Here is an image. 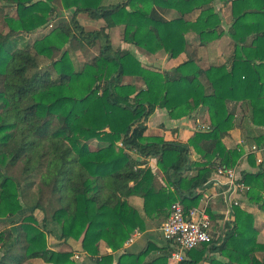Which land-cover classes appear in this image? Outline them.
I'll list each match as a JSON object with an SVG mask.
<instances>
[{
	"label": "trees",
	"instance_id": "1",
	"mask_svg": "<svg viewBox=\"0 0 264 264\" xmlns=\"http://www.w3.org/2000/svg\"><path fill=\"white\" fill-rule=\"evenodd\" d=\"M103 1L59 0L68 18L30 41L49 24L56 0H0V220L15 225L0 233V264H166L173 249L164 240L165 246L148 242L137 254L124 245L135 231L145 232L149 221H165L174 203L185 213L198 208L214 169L236 167L242 151L223 144L233 128L229 103L245 104L252 124L264 127V0H220L231 8L234 49L228 64L202 68L188 54L185 62L161 71L114 47L110 32L121 26L124 44L176 59L187 53L188 33L199 47L224 35L214 0ZM169 11L175 16L168 19ZM81 14L103 26L85 29ZM68 48L82 51L83 61L77 64ZM126 77L142 87L125 84ZM202 108L208 129L194 131L186 142L145 136L156 109L171 120H190ZM91 140L102 146L91 148ZM263 141L251 142L260 147ZM191 153L200 161L192 162ZM263 180L261 169L241 178L250 186L245 197L264 213L255 188ZM132 198L141 201L142 214ZM35 212L43 215L42 225ZM254 219L234 207L224 238L212 237L177 264H264ZM47 231L59 247H49ZM76 242L84 254L78 263L71 259ZM102 244L111 253H102ZM155 252L162 255L150 260Z\"/></svg>",
	"mask_w": 264,
	"mask_h": 264
},
{
	"label": "crops",
	"instance_id": "2",
	"mask_svg": "<svg viewBox=\"0 0 264 264\" xmlns=\"http://www.w3.org/2000/svg\"><path fill=\"white\" fill-rule=\"evenodd\" d=\"M212 5L215 8V11L218 12L219 15L222 17V29L224 31V35L222 36V38L215 41L214 43L210 44L207 47H199L198 41L195 38L189 39L188 37L189 46L187 53H183L180 56H178L176 59H170V60L167 59L165 56L163 57L160 56L161 63L163 62L164 65L159 66L157 65V63L153 62L154 67L159 66L160 68L158 69L170 70L178 66L179 64L185 62L187 60L188 54L192 56L196 55L199 62L206 67L210 65L220 66L229 63L230 54L234 49V42L232 41V39L228 34L232 22L231 8L228 4L225 5L220 0H214ZM105 6H107V4ZM173 14H174L173 11H169L166 17L169 19L174 16ZM99 26L102 27L103 23L101 22V25ZM84 28L86 29L87 26H85ZM93 30L96 29L94 28ZM124 46H127V44H125ZM131 48H132L131 50L134 52L136 56H140V57L142 56L141 54H139V52L136 49H134L133 47ZM156 57L159 58V56ZM148 60H149L148 58H145L146 62ZM130 79L131 78L126 77L123 79V82L124 80L126 82V80H130ZM202 83L205 88V93L210 94L211 89L208 82L202 79ZM228 109L233 114V128L232 130H230L228 135L223 139V144L227 149L237 148L238 150L242 151V156L240 157L236 167L234 168L236 176H238V178L241 179L244 174H254L257 173L259 169H261L262 172L264 173V141L260 147H257L258 150L255 149L254 151H251L252 150L251 147L254 146V143H252L251 141L257 137L264 138V127L255 126L252 124V119L249 114L248 107L245 104L229 103ZM194 117L195 120L194 119L171 120L168 118L167 112L165 110L156 109L154 114L147 121L146 124L147 130L145 136L162 137L167 141L178 140L181 142H186L189 136H191V134L194 131H198L199 129H201V125L204 123L206 119L205 110L203 108L198 110L197 113H194ZM190 122H192V124L193 122L194 123L196 122L197 126H199L200 128L198 130H194L195 127L191 129L192 124ZM154 123L160 125L159 127L163 130L162 134L149 135V133L151 132V127ZM181 135H184L183 138L181 137ZM250 156H253L254 160H251ZM190 159L192 162L200 161L199 157L194 153L193 155L191 153ZM136 160L141 161L139 157H137ZM147 163L151 168L154 169V171H156V164L153 159H148ZM157 173H158L159 182L165 186L166 183L163 174L158 170ZM194 173L195 172L192 171L189 172L190 175H193ZM210 179H216L214 172H212L208 180ZM218 180H219L218 182H222L223 179L222 180L218 179ZM260 185L257 187L255 186V188L259 190L262 199L264 200V180L263 182H261ZM203 187H206L205 188L206 190L203 193V197L200 201V205H202L203 203H207L208 214L210 213L209 215L215 217V218H211L210 216L211 218L210 234L215 240H218L220 242L224 238L225 233L227 231L226 223H230L232 221V211L228 212L226 209V205L224 204V201L221 196V192L223 190L221 184L216 185L213 184L212 182L211 183L209 182L206 184V186L204 185ZM170 189L172 190V188ZM236 197L240 203L239 208H241L242 210H246L248 213L253 214L255 216L254 227L258 232V241L264 243V213L259 211L255 201L253 199L252 200L247 199L245 197V194H240L237 195ZM131 202L137 208V210L140 211V213L142 214L141 201L139 199L132 198ZM35 215L36 218H40L37 216L36 213ZM162 222L163 221H161V219L160 220L155 219L154 222L149 221L150 227L145 232L135 231L134 234L137 233L138 235L133 237L134 235L133 234L131 236L132 241L127 242L124 245L125 250L129 253L137 254L145 248L148 242H154L157 246L160 247L165 246L166 243L163 241L161 237V233L159 232ZM101 252L111 253V250L109 248H106L102 244ZM159 256H161V253L155 252L149 256V259L151 260L152 258L154 259ZM211 256L220 258L217 254H212V255L209 254V257ZM83 257L84 254L82 253L81 255L82 261H83ZM37 260L39 259H34V261ZM29 262L32 261L30 260ZM167 264H176V263L171 261L170 258H168ZM199 264H209V263L201 262Z\"/></svg>",
	"mask_w": 264,
	"mask_h": 264
},
{
	"label": "built area",
	"instance_id": "3",
	"mask_svg": "<svg viewBox=\"0 0 264 264\" xmlns=\"http://www.w3.org/2000/svg\"><path fill=\"white\" fill-rule=\"evenodd\" d=\"M255 149L253 146L252 150ZM213 172L216 179H210L207 183L221 184L223 189L221 196L227 211L230 212L234 207H239L240 203L236 196L248 192L249 187L236 176L234 169L216 167ZM218 179L223 180L218 182ZM207 210V203L190 209L187 213L178 202L171 206L168 218L159 229L162 239L173 249L169 257L171 261L177 264L185 259L187 252L211 242V218ZM136 235L138 234L135 233L133 237ZM130 241L132 237L128 242ZM79 259L78 255L72 257L75 262Z\"/></svg>",
	"mask_w": 264,
	"mask_h": 264
},
{
	"label": "rangeland",
	"instance_id": "4",
	"mask_svg": "<svg viewBox=\"0 0 264 264\" xmlns=\"http://www.w3.org/2000/svg\"><path fill=\"white\" fill-rule=\"evenodd\" d=\"M124 0H104L103 1V4L104 5H112V4H116V3H119V2H123ZM56 11L53 13V14H51V16H50V18H51V20H50V22H49V24L47 25V27H45V28H43V29H41L40 31H38L37 33H35V34H32V35H30L29 36V40L30 41H33V40H35L36 38H38V37H42L43 35H45L49 30H51V27L52 26H54L57 22H59V21H62V20H65V19H67L68 18V14H67V12L65 11V10H62L61 9V6H60V4H59V0H56ZM5 13H10L11 15L12 14H14L13 13V10H9L8 8H5V11H4ZM174 16H175V13L173 14ZM220 18H221V21H222V17L220 16ZM78 21H79V23L82 25V26H87V30H93L94 28L95 29H99V28H101L99 25H101V22L100 21H94V20H91V19H89L87 16H85L84 14H81V15H79L78 16ZM0 25H4V23H3V21H2V18L0 17ZM5 26V25H4ZM51 26V27H50ZM53 28V27H52ZM122 32H123V28L120 26L119 28H117V29H115V30H113V31H111L110 32V34H111V39H112V43H113V45H114V47H121V48H124V49H129V50H131L132 48H131V46L129 47L128 45L127 46H124L125 44L122 42ZM188 37H189V39H192V38H195V35L192 33V32H190V33H188L187 35H186V39H187V41H188ZM28 38V37H27ZM196 39V38H195ZM28 40V41H29ZM189 43V42H188ZM125 47H127V48H125ZM138 52H139V50L138 49H136ZM197 50V49H196ZM68 52H69V54L72 56L73 55V57H74V60L76 61V63L78 64L79 62H82L83 61V56H82V51H77L76 52V54H72V50L70 49V48H68V50H67ZM132 51V50H131ZM133 52V51H132ZM190 52H191V49H190ZM91 53H93V54H97V50L95 49V50H91ZM139 54H141L142 56L140 57V56H137V58L140 60V62H141V64H142V66L143 67H145V68H148V69H150V70H153V69H158V68H160L159 66H161V65H164V63L162 62L161 63V59H160V56H165L166 58H167V56H166V54H164L163 52H159L158 54H156L155 56L153 55V56H148V55H145V54H143V53H140L139 52ZM156 56H159V58L158 57H156ZM193 57H195V58H197L196 57V55L195 56H193ZM145 58H148L149 60L146 62L145 61ZM156 59V60H155ZM159 59V60H158ZM168 59V58H167ZM170 60V59H169ZM153 62H155V63H157V65H159V66H157V67H154L153 66ZM200 66L202 67L203 66V68H205L206 66H204V65H202L201 63H200ZM158 70H163V69H158ZM124 83L125 84H133L135 87H137V88H140V87H142V82L140 81V80H138V79H136V78H131L130 80H126V82H125V80H124ZM192 119H194L195 120V117H193ZM157 120H158V118H157ZM187 120V119H186ZM191 124H192V122H190ZM196 123V122H195ZM195 123L193 122V124L191 125V129H193L194 127V130H198L200 127L199 126H197V123H196V125H195ZM195 125V126H194ZM160 125H157V124H153L152 125V127H151V132L149 133V135H155V134H162L163 133V130L159 127ZM208 129V125H206L205 123H203L202 125H201V129H199L198 131H201V130H207ZM183 136L184 135H181V137L183 138ZM88 145L91 147V148H95V147H101L102 146V144H99L98 142H96V141H94V140H91L90 142H88ZM95 146V147H94ZM254 147H256L255 145H254ZM252 148V147H251ZM256 149H257V147H256ZM258 150V149H257ZM251 151H253V150H251ZM192 155H193V153H192ZM138 204V203H137ZM24 211L27 213V212H29L30 210L28 209L27 210V208L26 209H24ZM24 212V213H25ZM21 213H23V212H21ZM20 213V214H21ZM36 214H37V216L38 217H40V218H37V219H39V221H40V223H41V225H42V223H43V215L42 214H40L39 212H35ZM18 217L19 216H17L16 218H14L13 220L16 222L17 220H18ZM10 221L11 220H0V233L1 232H3V231H8V229L9 228H11V227H13V226H15V225H12L11 226V224H9L10 223ZM164 222V221H163ZM162 222V223H163ZM12 229V228H11ZM46 237H47V243H48V245H49V247L50 248H52V247H54L55 245H57L56 247H54V248H57V247H59L58 245H59V243H60V241L59 240H57L56 239V237L55 236H53V234H51L50 232H46ZM259 242V241H258ZM259 243H261V242H259ZM263 243V242H262ZM79 244H80V242H76V243H72V257H74V256H76V255H78L79 256V258H81V255H82V252H80V249H79ZM58 249H60V248H58ZM63 249H65V248H63ZM66 250V249H65ZM162 255V254H161ZM72 257H71V259H72ZM153 259V258H152ZM151 259V260H152ZM32 262H26V263H24V264H46V263H44L43 261H41V260H37V261H34V260H31ZM77 262L76 263H78L79 261H80V259L79 260H76ZM166 264H167V261H166Z\"/></svg>",
	"mask_w": 264,
	"mask_h": 264
}]
</instances>
